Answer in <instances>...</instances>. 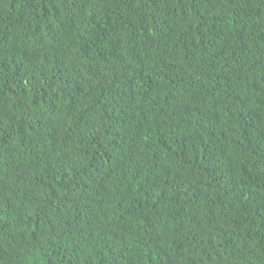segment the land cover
I'll return each mask as SVG.
<instances>
[{
    "label": "trees",
    "instance_id": "1",
    "mask_svg": "<svg viewBox=\"0 0 264 264\" xmlns=\"http://www.w3.org/2000/svg\"><path fill=\"white\" fill-rule=\"evenodd\" d=\"M0 264H264V0H0Z\"/></svg>",
    "mask_w": 264,
    "mask_h": 264
}]
</instances>
